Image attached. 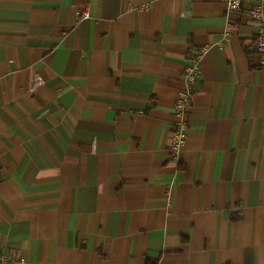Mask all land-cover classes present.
Segmentation results:
<instances>
[{
    "label": "crops",
    "instance_id": "crops-1",
    "mask_svg": "<svg viewBox=\"0 0 264 264\" xmlns=\"http://www.w3.org/2000/svg\"><path fill=\"white\" fill-rule=\"evenodd\" d=\"M259 25L224 0H0V264H264Z\"/></svg>",
    "mask_w": 264,
    "mask_h": 264
},
{
    "label": "built area",
    "instance_id": "built-area-1",
    "mask_svg": "<svg viewBox=\"0 0 264 264\" xmlns=\"http://www.w3.org/2000/svg\"><path fill=\"white\" fill-rule=\"evenodd\" d=\"M230 11H239L241 9H246L248 14L255 20H257L260 25L256 32L251 50L255 52L258 59V65L260 68L264 69V0H258V3H252L251 0H224ZM77 15L82 18H90V10H77ZM227 34L224 39H227ZM205 52V49L201 50L199 54L193 55L189 63L183 70L182 77L184 82V87L179 92L177 99L174 102V110L177 114V120L173 124L172 139L170 142V153L173 159H179L183 147L186 144L189 122L188 113L190 112L194 95H195V83L201 74V57ZM7 260H19L15 254L11 256L0 254V261ZM22 260V259H21Z\"/></svg>",
    "mask_w": 264,
    "mask_h": 264
}]
</instances>
